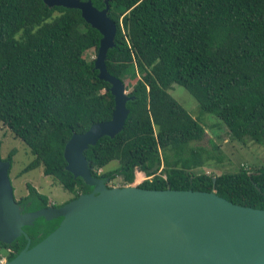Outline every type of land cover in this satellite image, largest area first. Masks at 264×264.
Listing matches in <instances>:
<instances>
[{
    "label": "trees",
    "instance_id": "trees-1",
    "mask_svg": "<svg viewBox=\"0 0 264 264\" xmlns=\"http://www.w3.org/2000/svg\"><path fill=\"white\" fill-rule=\"evenodd\" d=\"M91 1L105 7V0ZM109 6L116 35L105 63L131 87L132 99L122 130L84 151L92 176L106 183L121 177L124 186L139 171L148 178L138 185L144 189L214 191L239 206L264 209V165L198 172L216 158L218 146L211 139L212 151L191 145L203 140L206 128L168 93L181 85L231 139L264 145V0H110ZM100 38L78 9L0 0V122L32 155L21 173L42 167L71 200L92 187L65 169V144L109 121L114 110L110 84L85 57L97 51ZM113 161L116 169L100 173ZM27 189L16 201L22 212L48 206L47 196ZM60 221L38 218L24 227L30 247ZM25 245L21 236L0 249H9L11 260Z\"/></svg>",
    "mask_w": 264,
    "mask_h": 264
},
{
    "label": "water",
    "instance_id": "water-1",
    "mask_svg": "<svg viewBox=\"0 0 264 264\" xmlns=\"http://www.w3.org/2000/svg\"><path fill=\"white\" fill-rule=\"evenodd\" d=\"M109 1L97 9L91 0H43L49 8L78 9L100 33L94 69L110 84L114 110L109 121L74 133L65 144V169L92 190L59 207L22 212L9 178L11 163L0 159V243L26 239L5 264H264V209L239 206L214 191L154 190L134 183L108 187L106 180L92 176L84 151L122 130L132 99L105 63L116 35ZM59 217V225L30 247L23 228L38 218ZM172 228L182 235L181 242L167 240L165 232Z\"/></svg>",
    "mask_w": 264,
    "mask_h": 264
},
{
    "label": "rangeland",
    "instance_id": "rangeland-1",
    "mask_svg": "<svg viewBox=\"0 0 264 264\" xmlns=\"http://www.w3.org/2000/svg\"><path fill=\"white\" fill-rule=\"evenodd\" d=\"M97 52L91 49L86 52L88 61L95 59ZM129 83L128 81L126 82ZM131 87L126 89L128 93ZM168 93L195 119L200 121L206 128V135L200 142H194L193 146H204L212 151L211 139L217 146L218 151L213 152L216 158L210 159L206 165L197 170L207 174L219 175L223 173H235L241 166L250 171L264 165V145L256 144L250 140L239 142L230 138L226 127L214 115L203 112L195 98L181 85L173 84ZM13 152L9 178L13 186L14 198L16 201L28 194V185L34 187L39 194L48 197L49 206H61L71 200L73 195L65 191L55 181L43 174L42 167H38L26 173H21L25 166L32 160L28 147L0 122V159L6 160ZM219 157V159H217ZM118 163L113 161L107 165L102 172L114 170ZM161 174V171H159ZM163 176V175H162ZM145 175L142 172H135L134 184H140ZM164 178V176H163ZM139 182V183H138ZM108 187L123 186L121 177L107 183ZM8 249H0V256H7Z\"/></svg>",
    "mask_w": 264,
    "mask_h": 264
},
{
    "label": "bare ground",
    "instance_id": "bare-ground-1",
    "mask_svg": "<svg viewBox=\"0 0 264 264\" xmlns=\"http://www.w3.org/2000/svg\"><path fill=\"white\" fill-rule=\"evenodd\" d=\"M165 234L167 235V240L169 241L181 242L183 240L182 235L176 229H169L165 232Z\"/></svg>",
    "mask_w": 264,
    "mask_h": 264
},
{
    "label": "built area",
    "instance_id": "built-area-1",
    "mask_svg": "<svg viewBox=\"0 0 264 264\" xmlns=\"http://www.w3.org/2000/svg\"><path fill=\"white\" fill-rule=\"evenodd\" d=\"M148 179L147 177H144V180ZM139 183V182H138ZM8 251L10 252V250L8 249ZM8 255V254H7ZM7 261V256H0V264H5V262Z\"/></svg>",
    "mask_w": 264,
    "mask_h": 264
},
{
    "label": "flooded vegetation",
    "instance_id": "flooded-vegetation-1",
    "mask_svg": "<svg viewBox=\"0 0 264 264\" xmlns=\"http://www.w3.org/2000/svg\"><path fill=\"white\" fill-rule=\"evenodd\" d=\"M50 204H48V206H49ZM54 207H59V206H54ZM29 212V211H28ZM31 212V211H30Z\"/></svg>",
    "mask_w": 264,
    "mask_h": 264
}]
</instances>
